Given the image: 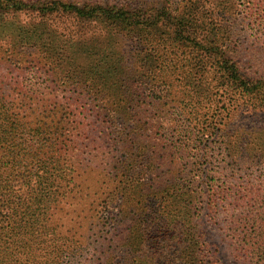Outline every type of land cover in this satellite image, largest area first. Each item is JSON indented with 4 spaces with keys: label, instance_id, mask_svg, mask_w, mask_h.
<instances>
[{
    "label": "trees",
    "instance_id": "trees-1",
    "mask_svg": "<svg viewBox=\"0 0 264 264\" xmlns=\"http://www.w3.org/2000/svg\"><path fill=\"white\" fill-rule=\"evenodd\" d=\"M227 15L264 32V0H0V85L9 87L0 93V264H264V145L243 161L226 124H202L195 135L223 157L204 154L190 184L145 193L124 159L129 111L162 108L155 126L143 121L155 133L177 86L153 70L139 79L126 63L76 64L65 45L84 43L80 23L111 39L157 31L173 58L180 49L199 58L194 74L214 73L219 88L261 106L264 81L246 79L229 55ZM187 85L190 97L209 91L203 79Z\"/></svg>",
    "mask_w": 264,
    "mask_h": 264
},
{
    "label": "rangeland",
    "instance_id": "rangeland-1",
    "mask_svg": "<svg viewBox=\"0 0 264 264\" xmlns=\"http://www.w3.org/2000/svg\"><path fill=\"white\" fill-rule=\"evenodd\" d=\"M148 1L155 5L158 3V0ZM205 18L216 24V17L211 14H207ZM226 19L228 24L235 25L233 28L235 38H232L236 41V45L235 42L232 43V48L229 49L230 57H237L246 79L264 81V32L248 27L252 18L227 15ZM55 23L60 22L57 20ZM96 24H78L81 30L79 35L80 37L82 35L84 43L72 47L70 43L65 44L66 50L72 53V62L81 63L86 67H92L94 63L103 65L107 62H116L120 66L126 63L134 72H137L136 76L139 79L152 75L150 72L153 70L157 72L158 80L162 77L169 78L177 86L174 95H177L178 101L167 105L165 108L167 111L160 114L162 125L153 129L155 133L152 132L151 127L150 131L144 129L143 121H149L152 126H155L153 113L162 111V108H152L146 113H143L141 108H131L129 111L131 127L125 132L127 140L124 159L126 161L131 158L134 167H129L130 174L134 178L143 180L141 184L145 193H149L152 186L155 188L162 185L164 181L172 183L177 180V183L190 184L193 178L192 170L202 167L198 166L202 159L200 156L209 154L208 161H217L223 157L220 155L219 158L223 148H215L218 147L215 146L217 144L208 142L207 136L195 135L202 129V124L208 125L212 121L226 124L227 129L231 131L228 139L231 153L234 156H241L238 158L243 161L248 158L252 150H254L253 154L262 150L264 104L260 106L258 102L246 103L239 92L233 88H219L217 86L219 76L214 73L194 74L192 67L196 65L198 62L196 59L199 58L194 56V58L191 57L192 60L188 59L183 49H180L179 55H174L175 58H173L170 56L173 53L172 50L164 45V38L157 31L146 34L137 28L132 34L135 33V36L130 40L123 36L127 32H121L119 36L111 39L112 36L105 35L100 25L96 26ZM70 25L74 26L71 23ZM91 25L94 26L91 27ZM71 29L76 31L75 27ZM207 35L211 37L210 39L215 35L224 37L223 32H207ZM234 48L236 49L233 50ZM174 65L178 67V70L169 72L168 67ZM184 67L191 74L186 73ZM200 79H203L209 91L203 96H200L199 91L191 93L192 97L188 96L191 90L187 83ZM8 90L9 87L0 85V93L8 92ZM149 112L151 114H148ZM181 143L183 146L180 145ZM185 145L188 146L184 147ZM208 145L210 147L208 152L200 151L205 150ZM242 148H248V154L239 152ZM161 156L162 159H160ZM151 157L155 160H151Z\"/></svg>",
    "mask_w": 264,
    "mask_h": 264
}]
</instances>
